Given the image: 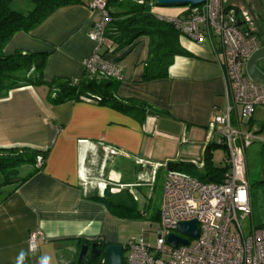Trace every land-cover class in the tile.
Segmentation results:
<instances>
[{
	"label": "crops",
	"instance_id": "crops-1",
	"mask_svg": "<svg viewBox=\"0 0 264 264\" xmlns=\"http://www.w3.org/2000/svg\"><path fill=\"white\" fill-rule=\"evenodd\" d=\"M90 1L60 8L30 33L15 34L5 53L48 54L42 72L46 83L83 79V63L94 49L87 33L101 18L98 11L88 9ZM237 1L242 0L230 4L240 18L237 29L254 37L257 48L264 46V17L254 15L247 2ZM253 3L264 7V0ZM184 11L171 15L153 10L168 19L180 18ZM147 44V37H140L119 49L106 40L99 50L121 71L116 98L138 99L153 109L142 122L94 100L50 104L45 86L14 89L0 99V149L47 151L39 171L22 167L21 175L18 170L20 179L33 173L27 180L0 182V264H76L83 244L118 245L120 219L90 197L102 196L108 185L111 193H130L134 202H139V193L145 208L150 199L147 189L152 192L159 173L165 176L169 171L166 163L203 167V152L215 136L208 128L214 108L222 112L226 106L225 80L215 59L219 42L197 44L179 38L181 48L192 57H175L165 78L144 82ZM255 118L248 128L261 134L264 123L257 125ZM217 153H212V164L225 167L226 156L224 165L214 161ZM97 165L101 174L95 178ZM246 175L249 180L247 163ZM249 200L253 216L251 187ZM36 231L41 233L37 249L29 252L27 240Z\"/></svg>",
	"mask_w": 264,
	"mask_h": 264
},
{
	"label": "built area",
	"instance_id": "built-area-1",
	"mask_svg": "<svg viewBox=\"0 0 264 264\" xmlns=\"http://www.w3.org/2000/svg\"><path fill=\"white\" fill-rule=\"evenodd\" d=\"M233 1L205 0L200 6L187 7V14L180 18L166 19L180 33L179 38L197 44L212 39L219 42L215 59L225 80L226 106L222 112L214 108L208 128L215 135L213 143L226 152L228 169L220 183H200L180 172L168 171L162 188L156 245L151 249L141 239L131 241L123 247L127 254L123 264H264V229L252 224L245 235L241 224L252 218L245 150L254 142H264L248 128L254 109L264 106V88L244 75L245 62L257 46L254 37L237 29L230 5ZM87 7L98 11L101 18L87 33L94 49L83 63L84 75L120 82L119 68L99 53L110 20L106 1L92 0ZM77 81L74 79L71 85ZM36 160L40 167L42 160ZM191 221L198 226L195 239L177 233L179 223ZM171 234L186 239L188 244L171 247L166 240ZM40 236L37 231L30 234L29 252L37 249Z\"/></svg>",
	"mask_w": 264,
	"mask_h": 264
},
{
	"label": "trees",
	"instance_id": "trees-1",
	"mask_svg": "<svg viewBox=\"0 0 264 264\" xmlns=\"http://www.w3.org/2000/svg\"><path fill=\"white\" fill-rule=\"evenodd\" d=\"M31 9L18 12L11 7V0H0V99L14 89L45 86L48 89L50 104L60 105L68 101L98 99V105L113 108L117 112L127 114L133 119L144 121L153 109L140 100L116 98L119 83L115 80L90 79L83 76L78 79L75 86L71 81L56 79L46 83L43 79V69L48 54L14 52L7 55L4 48L10 43L11 38L18 33H30L47 20L60 8L83 4V0H27ZM155 0H142V3L133 0H108L106 10L109 15V24L105 29V40H110L119 49L126 47L140 37H147L148 52L144 66L143 81L160 80L167 76L169 67L175 57H192L179 44L180 33L174 26L153 12ZM185 8L183 15L187 14ZM235 17L237 21L240 18ZM264 71V68L259 66ZM264 130V127L261 128ZM219 148L214 143L204 150L203 167L199 169L191 163L168 162L165 164L169 171L180 172L196 179L200 183H220L223 179L225 167H216L212 164V151ZM221 149V148H220ZM47 151H37L32 148L16 147L0 149V174L3 184H20L27 180L34 172L39 171L45 162ZM37 158L42 160L37 167ZM33 167V173L24 179L18 177V170L22 167ZM102 196L94 195L89 198L106 206L111 216L121 220H141L143 212L137 210L130 193H111L106 187ZM158 212L154 220L158 222ZM97 243V242H96ZM98 244V243H97ZM102 244V245H100ZM101 249L107 243H99ZM124 247V246H123ZM104 256L98 258L95 264H106Z\"/></svg>",
	"mask_w": 264,
	"mask_h": 264
},
{
	"label": "rangeland",
	"instance_id": "rangeland-1",
	"mask_svg": "<svg viewBox=\"0 0 264 264\" xmlns=\"http://www.w3.org/2000/svg\"><path fill=\"white\" fill-rule=\"evenodd\" d=\"M237 2H247L252 9L254 15H260L264 17V7H261L259 3H253V0H242ZM254 4V5H253ZM11 7L18 11V12H26L31 9V4L27 0H11ZM187 7H154L153 10L155 13H165V14H174L175 12H179ZM261 28H264V22L261 23ZM264 68V67H262ZM253 115L257 117V125L264 123V106H259L254 109ZM260 138H264V132L261 134H256ZM165 140L169 139V137H163ZM178 137H175L177 142ZM178 143V142H177ZM178 149V146L174 147V150L171 152L172 155H175V151ZM180 149V146H179ZM245 162L247 163V174L249 175L250 180V187L252 190V199H253V216L252 220L247 219L242 221V228L244 234H248L251 230L252 224L256 228L264 229V142H254L252 145L249 146L248 149L245 150ZM213 152H218L214 154L215 162L218 165L222 164V158H225L226 152H223L220 148L214 149ZM220 161H219V160ZM22 168H20V174L22 173ZM99 166L93 168V175L95 178L100 177L99 174ZM163 172V171H161ZM159 173L157 177V182L154 184L153 191L147 189L148 194H150V199L146 203L145 208L140 203V194L138 193L137 196L139 197V202H134L137 206V210L141 213L143 212L144 218L141 220H119L118 227L116 229L117 238L119 239L118 243L121 246H125L131 241L138 242L140 239L144 242V244L153 249L156 245V237H157V222L154 220L155 214L160 211L161 208V199H162V188L164 183V172ZM105 177V173L103 174ZM248 180V184H249ZM3 181V176L0 174V182ZM108 187V185L106 186ZM251 205V201H250ZM252 209V205H251ZM127 254L123 253V258H126Z\"/></svg>",
	"mask_w": 264,
	"mask_h": 264
},
{
	"label": "water",
	"instance_id": "water-1",
	"mask_svg": "<svg viewBox=\"0 0 264 264\" xmlns=\"http://www.w3.org/2000/svg\"><path fill=\"white\" fill-rule=\"evenodd\" d=\"M140 3L142 0H133ZM205 0H155L154 7H197L202 5ZM264 62V46L258 47L254 53L245 62L244 75L252 83L264 88V71L259 68V63ZM104 191H102L103 193ZM101 193V194H102ZM103 195V194H102ZM177 233L189 239H195L198 235V226L195 221L189 223H179ZM167 243L176 248L178 245H187L188 241L173 234L167 236ZM123 246L117 244H108L106 248L101 249L94 242L91 245L83 244L78 252L76 264H95L101 256L106 258V264H123Z\"/></svg>",
	"mask_w": 264,
	"mask_h": 264
},
{
	"label": "flooded vegetation",
	"instance_id": "flooded-vegetation-1",
	"mask_svg": "<svg viewBox=\"0 0 264 264\" xmlns=\"http://www.w3.org/2000/svg\"><path fill=\"white\" fill-rule=\"evenodd\" d=\"M261 65V63H259V66Z\"/></svg>",
	"mask_w": 264,
	"mask_h": 264
}]
</instances>
